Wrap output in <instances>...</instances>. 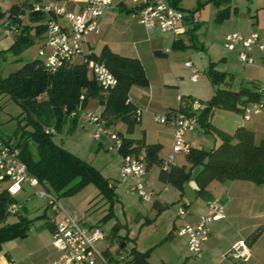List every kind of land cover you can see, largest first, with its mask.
I'll return each mask as SVG.
<instances>
[{
	"label": "trees",
	"instance_id": "obj_1",
	"mask_svg": "<svg viewBox=\"0 0 264 264\" xmlns=\"http://www.w3.org/2000/svg\"><path fill=\"white\" fill-rule=\"evenodd\" d=\"M168 1L173 7L187 13L185 18L191 25L186 31L188 43L179 38L174 39L171 49L194 47L203 52L204 45L202 43L197 45L195 42L200 22L193 19V12L206 2H212L217 7L215 18L217 21L229 16L228 9L221 7L228 0L206 2L198 0L197 8L193 9L192 13L181 7L182 0ZM21 12L20 7L13 5L9 9L8 17L13 18ZM28 18L35 24L25 22L21 24L20 33L14 36L8 49L0 50V65L2 60H6L7 53L20 55L35 40H41L45 30L43 14L29 13ZM11 21L21 23V20L16 18ZM89 57L98 59L107 66L117 80L115 86L103 89L83 61L70 62L54 72H48L41 61L34 58L24 62L7 76L0 75V94L8 96L21 108L22 118L19 125L24 120V129L18 138L11 140L20 149L21 161L25 163L28 171L38 178L41 186L60 196L74 194L92 183L97 187L99 195L109 204L107 213L103 216L109 218L114 215L113 206L117 197L115 187L94 165L55 142L54 133H46L45 130L53 128L57 132L63 125L68 124L69 131H72L87 102L94 99L103 106L101 118L106 126L111 127L120 121L125 124L126 133L132 134L138 122L136 113L139 107L130 102L129 89L133 84L147 85L148 79L139 59L119 55L107 45L102 47L99 54L92 53ZM205 72L217 88L207 100L208 112L202 128L205 132L216 133L220 139L217 146L210 149L191 147L189 153L185 155L187 162L191 164L188 169L184 165H172L168 170H164L163 160L158 156L159 144H145L143 139L130 138L121 132H118L122 140L118 151L124 156L130 153L137 154L144 149L147 169L154 164L159 165V180L175 186L181 194L184 183L190 179L196 182L198 195H205L206 187L214 180L224 182L241 179L264 184V138L256 141L253 131L244 126H238L232 133H228L208 121V116L214 108L243 113L248 103H255L261 99V94L243 85L234 89L231 86L232 74L215 69L214 62L209 63ZM179 109L187 111V103ZM27 126H31V130L25 131ZM196 167H199L198 171L193 172ZM13 202H16L15 196H11L5 189H0V251L3 243L26 236L34 221V218L27 216L24 207L15 213L17 215L15 221H8L11 215L8 206ZM45 216L43 214L41 217ZM46 223L53 230L51 221L47 220ZM257 236L258 232H254L251 237L256 239ZM132 252L134 253L132 264H150L146 261L148 252L142 253L135 248Z\"/></svg>",
	"mask_w": 264,
	"mask_h": 264
},
{
	"label": "rangeland",
	"instance_id": "obj_2",
	"mask_svg": "<svg viewBox=\"0 0 264 264\" xmlns=\"http://www.w3.org/2000/svg\"><path fill=\"white\" fill-rule=\"evenodd\" d=\"M12 1L0 0V50L8 49L14 39V35L6 33L3 26L7 17L6 9H8ZM120 1L113 0L115 4ZM122 1L125 5L123 9H129L136 4L132 0ZM197 1L183 0L181 7L192 13L193 9L197 8ZM201 1L206 2V0ZM248 4L249 0H228L221 7L227 8L229 15L238 14L239 17L242 15L248 18L249 15H246ZM216 9L217 7L212 2H206L193 12V19H199L202 22L203 30L196 32L197 39L195 42L197 45L201 43L204 45L203 52L194 47H187L185 49L170 48L171 52L169 55L165 54V52L155 54L150 51L145 52L142 40L138 42L137 46L144 51L141 61L144 65L148 83L147 85L133 84L130 87L131 94L133 95L134 92V97L139 101L138 105L141 111L140 122H137L131 137L139 138V136L144 134L143 129L147 133L148 139H152L154 133L163 136L164 133H161V130L167 127L158 123L155 120V116H161L167 109L176 106L179 101L178 95L185 100V103L198 101L200 109L197 111V115H199L202 109L206 107L207 100L214 93V89L217 88V86L212 84L209 75L205 72L210 62L215 63V69L229 71L227 72L228 74L235 72L232 70L233 67H236L235 69L238 71L245 66L237 58L235 52H229L224 48L222 32L226 30L231 32L233 23L226 20L228 17L222 21H217L215 19ZM112 12L117 13L119 11L117 9L110 13ZM124 12H127V10ZM184 13L186 12L184 11ZM189 19L192 21L191 16H189ZM129 20L134 23L132 16L120 15L116 20L109 22V25H106L105 28L103 27L101 31L99 28L97 35L91 39L95 42L94 48L97 54L100 53L104 44L108 43L107 41H109V46L112 49L117 46L125 47L126 49L135 47L132 41L139 40V38L131 36V33L127 31ZM220 24L223 25L220 27ZM154 31V34L158 36L166 33L160 31V29H155ZM166 34L168 37L164 40V43L166 44L167 42L169 46L172 38H170L169 42L168 38L171 33L167 32ZM145 44L147 43L145 42ZM40 45L41 41L35 40L20 55L15 56L7 53L6 60L1 61L0 75L5 77L16 70L22 63L37 58ZM147 46L150 47L148 44ZM230 53L236 56V60L228 63L224 62L223 57ZM81 58V56H75L72 62L77 63ZM186 61H190L194 68L197 69L199 77L196 81H191V72L190 68L185 66ZM233 81L234 84H239L240 82L239 79H234ZM101 108L102 105L98 101L90 99L83 109L84 112L82 111L76 127L69 131L68 125H63L59 131L53 134V140L69 148L81 159L94 165L100 174L107 178L115 187L116 193L119 194L118 204L114 207L115 214L109 218L103 217L107 213L108 203L99 195L97 187L92 183L87 184L74 194L58 196L64 212L72 217H78L86 225L98 226L105 232L104 239L97 241L95 246L105 251L106 256L110 257L112 264H116V257H121V264H132V258L134 257L133 248L142 253L148 252L146 261L150 264H204L200 257L185 250L180 237H174L175 239L172 240H163L169 231L168 225L171 218L169 212L149 222L148 218L152 219L155 215L154 212L149 210L150 208L147 209L148 201H143L136 190L131 188L130 190L126 180L120 176V152L117 148H113L107 133H102L99 138H95L93 135L96 132V126L85 119V111L95 113L100 111ZM216 109L212 110L208 121L215 125L219 124L225 131L232 133L233 128L230 127L231 119L226 118L224 115L227 112ZM20 113L21 108L15 101L8 96L0 94L1 138L6 140L16 139L23 132L25 121L22 120L21 125H19V120L22 118ZM110 128L114 132H117V129L125 130L123 123H120L115 128ZM29 130H31V126L25 128V131ZM188 136L191 145L196 148L210 149L215 145L214 143H217L216 133L212 131L205 132L200 124H197L194 130L188 133ZM168 151L169 147L165 146L162 156L167 158L170 154ZM185 161H187L186 158L178 154V164ZM154 171L156 169H153L149 176H152ZM148 177L146 176V185ZM147 188L153 189H151L150 185H147ZM49 192L57 195L52 190ZM192 194L193 192L190 191L187 184V198L193 200ZM16 202L27 209L29 218L37 216L38 213H44L46 206L45 202L27 186H25L23 192L16 195ZM45 211L47 220H49L52 217L51 209L47 208ZM138 213L141 215L138 216ZM58 214L62 215V212ZM60 217L62 216L58 215V218ZM16 218L17 215L11 214L8 219L13 221ZM43 221L46 220L34 221L33 225L38 226Z\"/></svg>",
	"mask_w": 264,
	"mask_h": 264
},
{
	"label": "built area",
	"instance_id": "obj_3",
	"mask_svg": "<svg viewBox=\"0 0 264 264\" xmlns=\"http://www.w3.org/2000/svg\"><path fill=\"white\" fill-rule=\"evenodd\" d=\"M135 2L136 13L139 22L147 29L159 28L163 32H170L174 38L184 35L189 28L186 14L182 9L173 7L168 0H132ZM117 6L113 0H85L78 9H70L65 4L56 0H32L29 7L22 9L13 18L21 20L12 22L8 14L3 26L6 33L14 36L20 33L21 24L24 23L26 14H43L45 30L41 37V45L38 49V59L48 72H54L61 66L72 62L75 56H81L94 75L97 83L103 89H109L116 85L117 80L107 66L100 60L89 57L93 52L86 48L89 36L96 34L100 27L102 17ZM142 6V7H140ZM224 48L233 52L237 50V58L244 64L253 62L255 50L264 52V44L260 35L255 31L241 32L232 31L224 36ZM190 68V79L196 81L199 77L198 71L190 61L185 62ZM261 99L251 107H245L244 117L249 118L250 113H258L264 110V87L258 89ZM187 111L172 110L161 116H155V120L163 125L173 128V141L169 156L163 160L162 167L168 170L175 164V156H185L189 153L191 145L186 137L187 132L195 128L198 122L197 111L200 109L198 101L187 104ZM141 111L136 113L137 121L140 120ZM89 123L96 126L95 138L102 133H107L113 148L119 149L122 140L118 132L111 130L104 124L101 112L86 113ZM46 133H55L53 128H47ZM120 176L123 179L135 178L130 184L132 190H136L140 198L149 200L153 197L152 190L147 188V167L145 161V150L139 153H130L122 156ZM25 186L39 196L46 208L52 211L49 219L54 226L52 232V244L59 250L60 254L50 264H112L110 257L105 251L95 246L97 241L103 240L105 232L95 225H86L82 220L72 217L65 212L57 219L59 210L58 196L44 189L38 178L32 175L20 159V149L14 145V141L0 137V189H5L11 196L22 191ZM20 209L17 202L8 206V212L15 214ZM187 211L179 208L177 214L182 216ZM220 207L216 202L207 203V213L201 216L196 224L184 221L178 229L179 235L187 237V251L199 256L205 242L208 239L207 225L211 221L222 217ZM236 264H252V252L249 243L244 240L233 242L225 254ZM121 257H116V264H121Z\"/></svg>",
	"mask_w": 264,
	"mask_h": 264
},
{
	"label": "crops",
	"instance_id": "obj_4",
	"mask_svg": "<svg viewBox=\"0 0 264 264\" xmlns=\"http://www.w3.org/2000/svg\"><path fill=\"white\" fill-rule=\"evenodd\" d=\"M56 1L65 4L70 9H75V10L78 9L80 6H82L85 2V0H56ZM31 2L32 0H13L10 3L8 9H6L5 13L8 14L10 7L13 5L20 7V9H26L29 7ZM117 5L118 6L107 12L102 17L99 27L100 31L102 30L103 27L105 28L106 25H109V22L116 20L120 15H125L126 17L132 16V19H134L133 20L134 23H131L132 20L131 21L129 20L127 31L131 33V36H137L135 38H139V40L136 39L132 41V44L133 45L135 44V47L133 49H128V48L126 49L125 47H121V46H117L114 49H112L109 46V41H107L108 43L104 45H107L112 51H114L119 55L137 58L140 61H141L142 53L144 51L154 52L155 54L156 52H165V54L167 55L170 54L171 52L170 48L172 42L174 39H178V38H174L173 36H171L172 34L169 35L170 37L168 38V42L170 41V38L172 39L170 45L168 46L167 42L166 44L164 43V40L168 37V35L166 34L167 32L162 34L161 36H158L154 34L155 32L154 30L159 28L156 27L152 30H147L138 20L135 5L129 9H125V8L123 9L125 5L122 0ZM117 9L119 12L110 13L111 11H116ZM126 10H133V11L124 12ZM246 15H249L248 18L242 15L239 17L238 14H234L233 16L229 15L226 20L233 23L232 31H241L245 33L250 31L257 32L260 35L262 42L264 44V0H249ZM195 21L200 22V27L197 31H202L203 30L202 22L199 19L197 20L195 19ZM24 22L28 24L29 23L35 24V22L30 21L27 14L24 19ZM135 23L136 25H134ZM222 25L223 24H220V27ZM228 32L230 31L226 30L222 32L223 38L225 34ZM92 35L89 36L88 38V42L86 43V48L92 51L94 54H97L94 48L95 42L91 40L94 36L97 35V33L93 36ZM179 39H182L186 44L188 43L186 33L181 37H179ZM141 40L144 43V51L143 49L137 46L138 42ZM145 42L150 47H148L147 44H145ZM233 52H235L237 56V50ZM236 56H234L233 53H230L229 55H225L223 57V60L224 62L228 63L229 61L236 60ZM235 68L236 67H233L232 69L235 72L231 73L233 76L231 79V86L234 89L238 88L240 85L251 87L255 91H258V89L264 87V52L255 50L253 54V62L251 64L243 66L242 70L237 71ZM224 72H229V71H224ZM234 79H239L240 81L239 84L238 83L234 84L233 81ZM134 96L135 93L133 92L132 95L130 89L128 93V98L130 102H132L134 105L139 107L138 105L139 101ZM178 100L179 101L177 105L170 107V109H167V111L178 110L180 106L185 104V100L182 101V98L179 95H178ZM186 103L189 104L190 102H186ZM253 104L254 103H248L246 107H251L253 106ZM102 109L103 106L101 110L98 111V113L101 112ZM215 109L216 108H214L213 110ZM219 110H223V109H219ZM82 111L84 112V110ZM82 111L80 113V116L82 114ZM223 111L227 112V114H224L225 117L231 119L230 127L233 128L232 129L233 131L238 126H244L253 131L256 141H259L262 138H264V110L258 113L251 112L249 118L244 117V112L236 113L228 110H223ZM86 113H91V112L85 111V119H86ZM120 123L122 124V122L120 121L115 122L113 125H111V127L115 128ZM210 124H212L213 126L217 127L222 131H225L222 127H220L219 124L215 125L211 121ZM123 125L125 130L117 129V132H121L125 136H128L130 138H134L138 140L143 139V142L145 144H159L160 151L158 153V156L160 157V159L162 160L166 159L165 156H162V151L164 150L165 146H168L169 147L168 152H171V146L173 141V128L171 126L165 125V127L167 128H163L161 130V133H164L163 136L154 133L152 139H148V135L144 129H143L144 134L142 136H139V138L138 137L136 138V137H131V134H127L126 126L124 123ZM193 130L194 128L189 132ZM189 132H187L186 137L190 143V138L188 136ZM215 138L217 139V143H214L215 144L214 146H217L220 143V139L218 137ZM62 146L65 147L64 145ZM191 147L193 146L191 145ZM67 149L70 150L69 148ZM177 156L178 154L175 156V164L178 166L184 165L186 169H188L191 164L188 163L187 161L178 164ZM181 156L185 157L183 155ZM120 161L122 163V155H120ZM153 169H156V171H154L152 176L151 175L149 176L150 172ZM198 169L199 167L194 168L193 172H197ZM147 172H148L147 177L149 176L147 179V185H150L151 189L153 188L152 192L154 193V195L149 200H144V199L142 200L148 201L147 209L150 208L149 210L154 212L155 215L154 218L152 219L148 218L149 222L159 218V216H162L166 212H169L171 215L170 224L168 225L169 231L167 236L163 240H172L175 239L176 237H180L181 243L185 248V250L187 251V237L185 235H179L178 229L181 227L184 221L190 222L192 224H196L200 220L201 216L207 213V203L214 201L219 205L220 212L222 213L223 216L218 220L211 221L208 223L207 225L208 239L205 242V245L200 255L197 257H200L201 260H203L204 264H236L231 259L225 257V254L227 253L233 242H235L236 240L244 239L249 243L251 247V252H252L251 263L264 264V184H255L251 181L241 180V179L226 180L224 182L214 180L211 181L206 187L207 193L205 195H198L196 193L198 186L193 179H190L184 183L183 193L181 194L180 190L177 189L175 186L171 185L170 183H165L159 180V172H160L159 165L154 164L150 166L147 169ZM125 180L127 185L129 186V189H130V184H133L136 181L135 178H129ZM187 184L190 191L193 192L192 194L193 200L187 198ZM23 190L20 192H23ZM20 192H18L17 194H19ZM118 195L119 194H117V197L115 198L113 213H114L115 205L118 204L117 203V201L119 200ZM58 204H59V210L56 214L57 219H59L58 215L62 216L58 213L64 212L63 210L64 208L59 203V200H58ZM19 206L20 209L21 207H23V205L20 204ZM163 206L166 207L164 208ZM181 207L186 209L187 213L182 216H179L177 214V211ZM46 209L47 208L45 206L44 213L42 214L38 213L37 216L33 217L34 221H38V220L40 221L42 219L46 221H43V223L42 224L40 223L38 226H35L33 225L34 223H32L30 230L26 236L15 238L3 243L2 249L0 251V264H50L52 260H54L59 256L60 254L59 250L52 244L53 230L50 229V227L46 223L47 216L41 217L43 214L46 215V211H45ZM25 210L27 211L26 208ZM140 215L141 214L138 213V216ZM254 232H258V236L256 239H252L251 237ZM163 264H167V263H163Z\"/></svg>",
	"mask_w": 264,
	"mask_h": 264
},
{
	"label": "water",
	"instance_id": "obj_5",
	"mask_svg": "<svg viewBox=\"0 0 264 264\" xmlns=\"http://www.w3.org/2000/svg\"><path fill=\"white\" fill-rule=\"evenodd\" d=\"M207 112H208V108L205 107L202 109L201 113L198 115V122L201 126L205 124Z\"/></svg>",
	"mask_w": 264,
	"mask_h": 264
}]
</instances>
